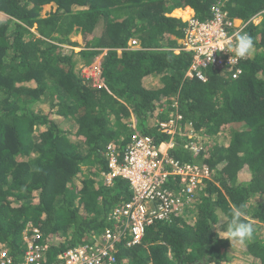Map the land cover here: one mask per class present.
Returning <instances> with one entry per match:
<instances>
[{"label": "trees", "instance_id": "16d2710c", "mask_svg": "<svg viewBox=\"0 0 264 264\" xmlns=\"http://www.w3.org/2000/svg\"><path fill=\"white\" fill-rule=\"evenodd\" d=\"M187 7L204 22L217 8L242 20L251 55L205 81L188 77V23L170 16ZM263 11L264 0H0V252L21 264L37 229L42 263H58L111 229L122 234L113 264H264ZM105 51L98 81L76 69ZM171 122L173 135L161 127ZM135 136L175 140L171 157L200 162L210 178L187 213L128 247L127 220L113 216L133 192L101 175L110 146L122 159ZM240 204L255 229L243 244L219 236Z\"/></svg>", "mask_w": 264, "mask_h": 264}, {"label": "built area", "instance_id": "2783aa9c", "mask_svg": "<svg viewBox=\"0 0 264 264\" xmlns=\"http://www.w3.org/2000/svg\"><path fill=\"white\" fill-rule=\"evenodd\" d=\"M194 16L187 20L188 27L183 43L184 51L191 53L193 57L187 75L192 77L195 74L200 80H205L204 69L210 66L231 67L237 64L239 57L234 55V49L231 63L232 53L225 49L229 45H235L238 35L247 25L243 22L236 25L235 21H224V15L219 8L215 9V16L209 21H200ZM229 28L235 32H231ZM82 74L87 79L98 81L101 66L97 64L84 67ZM181 118L180 116L179 119ZM162 127L168 133H172L168 130L171 128L170 124H162ZM174 148L173 141L157 146L150 137L135 136L120 159L110 147L108 155L110 171L102 174L105 183L110 185L115 178L121 177L128 180L133 192L131 201L117 210L113 216L127 220L126 227L130 239L128 247L140 243L145 236L146 228L154 222L167 220L172 213H187L189 208L187 205L198 192L201 182L210 178L207 168L201 163L184 164L172 158L170 151ZM191 149L194 150V145ZM173 185H177L178 188H174ZM121 235L106 229L98 246L88 244L78 246L59 256V262L52 264H113L116 261L113 251ZM40 238L37 229H34L31 237L25 238L28 245L21 264H43V251L46 247L37 245ZM0 264L13 262L1 251Z\"/></svg>", "mask_w": 264, "mask_h": 264}, {"label": "clouds", "instance_id": "9594fccd", "mask_svg": "<svg viewBox=\"0 0 264 264\" xmlns=\"http://www.w3.org/2000/svg\"><path fill=\"white\" fill-rule=\"evenodd\" d=\"M187 8L190 9L191 11H193L191 8H189V7H187ZM185 9L186 8L180 9V10L181 11H185ZM177 10H179V9H177ZM177 10H174L173 12H175ZM193 15H195L194 11L191 14V16H193ZM259 18H264V11L261 14H259V16L256 19H259ZM256 19L254 21H256ZM234 21L235 22L236 21H241L242 22V20H239V19L234 20ZM184 22L187 23V21H184ZM184 39L181 40L182 42H180L182 45L184 43ZM253 48H254L253 38L250 35H248L247 33H241V34L238 35L235 45H229L228 48L225 49V50H227L228 52L232 53V57L230 59V63H231L232 59H233V49H234V55L235 56L240 57V58H244L246 56L251 55V53L253 51ZM219 51H223V50H219ZM180 52H181V49H178L175 53L179 54ZM105 55H106V51L103 54H101V55L96 57V58L102 57L100 59L99 63L95 64V62L97 61L96 58L94 59V61L90 65H86L85 66L84 63H83V65H82L83 68L84 67H90V66L97 65V64H100V66H101L102 60H103ZM212 67L214 69H216V68H224V66H210V67H208V68L203 70V73H204L205 77H206V73H205L206 70H208V69H210ZM83 68L81 69V71L83 70ZM190 69H191V67H190ZM190 69H189L188 73L190 72ZM188 77H191V76H188ZM192 77H197V76L194 74ZM205 80H206V78H205ZM205 80H203V81H205ZM179 117L180 116H178V120H182L183 119V118L179 119ZM163 124H167V123H163ZM168 124H170V126H171V128L168 129V130L172 131V133H169V134L173 135L175 133V125H174V123H172V124L168 123ZM161 127H162V124H161ZM170 141H173L175 143V146H176V141L175 140H169L168 142L163 143V144L165 145V144L169 143ZM110 147H112V146H110ZM112 149H113V147H112ZM109 150H110V148H109ZM108 163H109V161H108ZM193 163H195V162H193ZM197 163H200V162H197ZM105 174H107V173H105ZM101 177H102V175H101ZM113 181H112V183H113ZM112 183L110 185H112ZM110 185H108V186H110ZM246 209H247V205L246 204H240L236 209L232 210L231 219L226 223V231H220L219 232V236L221 238H228V239L231 240V242L232 241H236V242H239V243L243 244V243H245L246 240H249V239H251L253 237L254 231H255L254 226L251 223L245 222L244 220L241 219V216L246 211ZM221 222H224V221H220L219 223L221 224ZM221 232L225 233V235H223V236L220 235Z\"/></svg>", "mask_w": 264, "mask_h": 264}, {"label": "rangeland", "instance_id": "374dc122", "mask_svg": "<svg viewBox=\"0 0 264 264\" xmlns=\"http://www.w3.org/2000/svg\"><path fill=\"white\" fill-rule=\"evenodd\" d=\"M50 8H51L50 5H49V6H45V7H44V10H43V14H45L46 12H49ZM187 9H188V8H186L185 11H181V13H182L181 15L176 14L177 11H175V12H173L170 16H171V17L180 18V19H183L184 21H187V20L191 17V14L189 15V17H188L187 19H185V17H184L185 15L183 16V14L187 11ZM190 13H193V11H191ZM262 19H263V18L256 19L255 23H260ZM240 23H241V21H236V22H235L236 25H239ZM72 41H74V42H80V43L82 42V41H81V37H80V36H77V35L72 36ZM180 42H182V41L180 40L179 43H180ZM77 58H78V57H77ZM101 58H102V57H100V58H99V57L96 58L97 61L95 62V64H96V63H99ZM82 65H83L82 62L79 63V64L77 65V68H76V69H77V70H78V69L81 70V69L83 68ZM236 257H237V259H238V256H236ZM239 258H240V257H239Z\"/></svg>", "mask_w": 264, "mask_h": 264}, {"label": "bare ground", "instance_id": "6f19581e", "mask_svg": "<svg viewBox=\"0 0 264 264\" xmlns=\"http://www.w3.org/2000/svg\"><path fill=\"white\" fill-rule=\"evenodd\" d=\"M192 14V13H191Z\"/></svg>", "mask_w": 264, "mask_h": 264}]
</instances>
